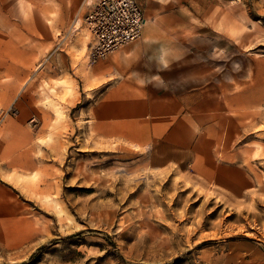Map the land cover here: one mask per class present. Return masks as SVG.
I'll use <instances>...</instances> for the list:
<instances>
[{
	"label": "rangeland",
	"instance_id": "rangeland-1",
	"mask_svg": "<svg viewBox=\"0 0 264 264\" xmlns=\"http://www.w3.org/2000/svg\"><path fill=\"white\" fill-rule=\"evenodd\" d=\"M4 1L0 264H264V0L166 1L154 138L89 120L87 28L16 40Z\"/></svg>",
	"mask_w": 264,
	"mask_h": 264
},
{
	"label": "crops",
	"instance_id": "crops-1",
	"mask_svg": "<svg viewBox=\"0 0 264 264\" xmlns=\"http://www.w3.org/2000/svg\"><path fill=\"white\" fill-rule=\"evenodd\" d=\"M96 0H5L6 9L13 11L14 25L22 26L17 32L16 40H26L30 35L28 27L42 24L46 32H52V27L60 29L57 40L67 41L70 37L79 38L80 29L85 27L83 18ZM167 0H136L142 7L145 25L139 39L117 49L104 60H97L90 68L92 79L99 82L103 90L92 105L91 121L97 123L105 136L113 134L133 137L129 125L141 123L146 137L159 135L151 123L159 120V115H166V94L160 90L166 89L164 78L165 59L171 55V50L164 48L167 41L165 35L169 27L176 22L169 15L158 16L165 11ZM157 15V16H156ZM7 16V15H6ZM0 17V25L8 22V16ZM76 21L75 30L71 29ZM64 27V29H62ZM86 28V27H85ZM60 35V37H59ZM14 39L13 35L9 36ZM93 44V36L89 33L86 53ZM160 69L162 72H160ZM165 84V85H164ZM161 109V112H160ZM163 118V121L168 120ZM15 159L12 157L10 162Z\"/></svg>",
	"mask_w": 264,
	"mask_h": 264
},
{
	"label": "built area",
	"instance_id": "built-area-1",
	"mask_svg": "<svg viewBox=\"0 0 264 264\" xmlns=\"http://www.w3.org/2000/svg\"><path fill=\"white\" fill-rule=\"evenodd\" d=\"M93 44L90 61L106 58L117 49L139 39L145 24L136 0H96L83 18ZM74 20L71 29L75 30Z\"/></svg>",
	"mask_w": 264,
	"mask_h": 264
},
{
	"label": "bare ground",
	"instance_id": "bare-ground-1",
	"mask_svg": "<svg viewBox=\"0 0 264 264\" xmlns=\"http://www.w3.org/2000/svg\"><path fill=\"white\" fill-rule=\"evenodd\" d=\"M146 23V22H145ZM145 25V24H144Z\"/></svg>",
	"mask_w": 264,
	"mask_h": 264
}]
</instances>
